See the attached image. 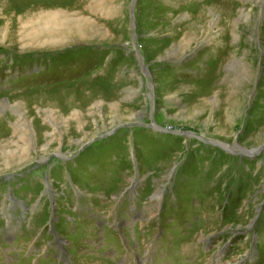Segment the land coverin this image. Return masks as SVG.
<instances>
[{
    "label": "rangeland",
    "instance_id": "rangeland-1",
    "mask_svg": "<svg viewBox=\"0 0 264 264\" xmlns=\"http://www.w3.org/2000/svg\"><path fill=\"white\" fill-rule=\"evenodd\" d=\"M263 12L0 0V264H264Z\"/></svg>",
    "mask_w": 264,
    "mask_h": 264
},
{
    "label": "crops",
    "instance_id": "crops-1",
    "mask_svg": "<svg viewBox=\"0 0 264 264\" xmlns=\"http://www.w3.org/2000/svg\"><path fill=\"white\" fill-rule=\"evenodd\" d=\"M153 125V124H152ZM143 127H145L146 129H148V130H150V131H154L153 129L154 128H151V127H149V126H151V125H142ZM157 133V132H156ZM166 133V132H165ZM162 138H160L159 136L157 137V138H155L154 140H153V142H155V143H160L162 140H161ZM164 140V139H163ZM159 145V144H158ZM124 157V156H123ZM164 164V163H163ZM50 257H51V255H50ZM44 260L48 263V261H47V258L45 259L44 258ZM49 260V259H48ZM23 259H21V260H19V261H17V264H23ZM38 261H40L39 259H37L36 260V263L38 264ZM25 262V261H24ZM49 264V263H48Z\"/></svg>",
    "mask_w": 264,
    "mask_h": 264
},
{
    "label": "water",
    "instance_id": "water-1",
    "mask_svg": "<svg viewBox=\"0 0 264 264\" xmlns=\"http://www.w3.org/2000/svg\"><path fill=\"white\" fill-rule=\"evenodd\" d=\"M177 133V132H176ZM208 143L209 144H211V145H215V146H217V147H221V149L223 150V151H225V152H227V153H233L231 150H229V149H227L225 146H222L221 144H217V143H214V142H209L208 141ZM234 155V154H233Z\"/></svg>",
    "mask_w": 264,
    "mask_h": 264
},
{
    "label": "bare ground",
    "instance_id": "bare-ground-1",
    "mask_svg": "<svg viewBox=\"0 0 264 264\" xmlns=\"http://www.w3.org/2000/svg\"><path fill=\"white\" fill-rule=\"evenodd\" d=\"M264 13V12H263ZM63 35V34H62ZM59 41H62V40H59ZM140 59V58H139ZM214 143H217V142H214ZM217 144H219V143H217ZM249 155H252V152H247ZM7 168H8V166H7Z\"/></svg>",
    "mask_w": 264,
    "mask_h": 264
}]
</instances>
